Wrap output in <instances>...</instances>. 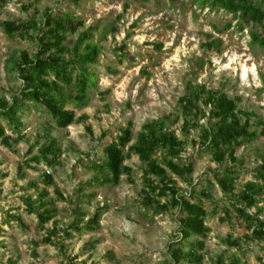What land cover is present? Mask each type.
Listing matches in <instances>:
<instances>
[{
  "label": "rangeland",
  "instance_id": "obj_1",
  "mask_svg": "<svg viewBox=\"0 0 264 264\" xmlns=\"http://www.w3.org/2000/svg\"><path fill=\"white\" fill-rule=\"evenodd\" d=\"M47 11L52 15L59 11L71 13L81 20L84 25L80 31L90 30L92 38L87 42L97 45L101 52L90 69L94 85L87 104L81 108L67 105L76 118L85 114L84 122L60 129L43 110L29 107L22 118L24 139L13 144L14 150L0 145V264H6L8 259L14 264H68L72 256L77 257L75 264L170 263L167 247L177 237L178 213L170 210L155 215L152 208L141 205L145 167L133 152L124 150L123 165L131 170L130 177L122 174L117 186L86 185L95 177L94 171L88 169L89 161L102 158L104 147L119 128L132 122L131 145L141 126L156 119H164L184 143L183 152L173 160L179 164L189 161L193 166L189 179L170 174L171 178L181 192L194 190L191 201H200L207 212L205 224L209 232L203 238L190 239L204 243L200 264H214L219 256L225 263L235 256L239 264H260L258 258L264 260V239L247 240L245 235L251 230L244 229L243 223L219 220L222 208L230 205L215 181L216 172L222 174L225 165L216 163L199 143L202 127L214 122L207 117L209 107L199 102L206 117L198 119V127L184 132L179 101L188 93L190 84L204 85L209 91L225 93L237 101L240 110L253 113L263 122L264 49L250 41V32L259 31L258 27L220 8L211 9L203 0H6L0 10V98L9 100L20 87L12 70L20 52L32 56L37 50L35 40L5 34L3 23L34 20L39 24ZM76 38L77 34H67L64 45L72 48ZM262 129L259 124L258 133ZM6 134H11L7 128ZM51 140L60 151L57 163L52 167L43 162L24 167V161L39 155ZM263 151V136L236 147L235 156L244 164L234 185L235 194L245 182H259L255 169ZM18 166L25 173L23 177L17 172ZM43 172L50 174L51 185L42 184ZM30 183H36L38 190L28 189ZM80 186L86 195L94 192L92 198L81 196L83 222L97 207L104 206L99 228L91 233L72 232L71 238L63 241L64 251L42 244L45 230L38 227L35 215L26 213L23 197L31 195L35 199L44 189L55 209L53 220L45 228L54 223L65 227L76 219ZM258 207L262 208L259 218L263 220L264 193ZM255 211L252 208L249 212ZM7 213L19 216L24 227L12 219L5 223ZM94 241L97 243L93 250L84 247ZM235 241L237 246L233 245ZM187 249L184 245L183 250Z\"/></svg>",
  "mask_w": 264,
  "mask_h": 264
},
{
  "label": "trees",
  "instance_id": "obj_2",
  "mask_svg": "<svg viewBox=\"0 0 264 264\" xmlns=\"http://www.w3.org/2000/svg\"><path fill=\"white\" fill-rule=\"evenodd\" d=\"M77 1V0H75ZM212 8H220L233 17L240 19L245 24H255L259 31L250 32L252 44L264 49V0H203ZM6 0H0V10ZM83 22L76 19L71 13L57 12L52 15L47 11L41 23L34 20L5 21L4 33L10 37L18 36L30 38L37 42V50L30 56L26 51H21L19 60L14 62L12 70L16 73L21 84L18 91L11 95L9 100L0 98V145L8 150H14L13 144L24 139L22 131V118L29 107L43 110L57 128L65 129L73 123L84 122L85 114L75 117L73 110L67 109L68 104L75 107H83L89 99V91L94 85V77L90 71L91 66L97 63L100 48L87 42L92 38L90 30L80 29ZM67 34H77V38L68 49L65 45ZM125 54V51L123 52ZM183 112L182 129L184 132L189 128L199 126V120L206 117L204 107H209L208 118L214 119L213 123L204 125L199 134L200 149L210 152L213 159L220 166L225 165L222 174H215V181L220 190L228 196L229 206L222 208L220 222L229 224L239 221L243 228L251 230L245 239H264V219L259 218L262 208L258 207V199L264 193V151L260 156V164L255 169V178L259 182H245L242 189L234 193V185L240 175V168L244 162L235 156L236 147L243 142H251L259 136L264 137V121L254 118V114L240 110L237 101L229 98L225 93L209 91L204 85H189L188 93L180 98ZM4 122V125L2 124ZM252 124L255 129H252ZM263 125L258 133L257 126ZM6 128L11 134H6ZM85 130L92 135L91 128ZM15 134V137L12 135ZM104 136V135H103ZM133 124L128 122L126 127L119 128L118 134L104 147L102 158L89 161L90 170L94 171L95 177L89 180L87 186L111 185L120 183L121 175L131 176V170L123 165L125 160L124 150L133 152L138 160L144 165L142 171V187L140 190L141 205L152 208L153 213L162 214L170 210H176L178 218V230L174 242L169 243L168 258L170 263L178 264L186 261L189 264H200L203 255L200 251L204 243L199 240L191 241V238H203L209 232L205 224L207 212L200 201H191L195 191L188 194L181 192L177 183L171 178L174 175L183 180L189 179L193 171L192 163L187 161L183 164L175 162L184 150V143L176 136L173 130L167 127L164 119H156L141 126L140 131L133 140ZM55 141L42 147L40 154L25 160L26 168L32 164L44 163L52 167L60 157V151L55 147ZM159 155V156H158ZM88 158V154L86 156ZM83 159V158H82ZM82 161V160H79ZM17 172L21 177L25 175L22 167L18 166ZM52 178L49 173L43 172L42 184L51 185ZM28 189L38 190L36 183H30ZM83 187H79V198L75 202V218L65 227H58L55 223L51 228L45 225L53 220L55 209L46 199V192L41 189L35 199L32 196H24L23 202L26 213L35 215L38 227L45 230L42 244L57 246L64 251L63 241L70 239L74 233H91L99 228V221L104 212V206L97 207L93 214L83 222L84 213L79 204L81 196L92 198V194H84ZM203 197H207L202 192ZM255 208L254 213L249 211ZM9 220L16 221L20 227H24L21 218L17 215L6 214ZM97 242H87L84 247L93 250ZM37 244V243H35ZM187 245L188 249L183 250ZM233 245H238L235 241ZM76 256L67 262L75 264ZM67 259V258H66ZM260 264L264 260L258 258ZM6 264H14L10 259ZM93 264V263H92ZM95 264V263H94ZM214 264H239L238 258L232 256L228 262L219 256Z\"/></svg>",
  "mask_w": 264,
  "mask_h": 264
}]
</instances>
